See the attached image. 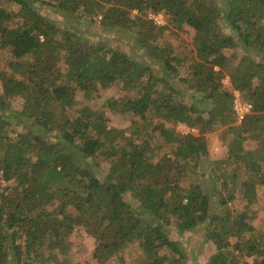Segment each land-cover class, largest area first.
Here are the masks:
<instances>
[{
  "label": "trees",
  "instance_id": "obj_1",
  "mask_svg": "<svg viewBox=\"0 0 264 264\" xmlns=\"http://www.w3.org/2000/svg\"><path fill=\"white\" fill-rule=\"evenodd\" d=\"M6 1L24 5L28 15L10 24L15 16L0 1V49L10 47L7 62L12 68L11 73L0 72V110L11 98L23 102L19 111L0 112V176L14 182L13 189L8 185L0 191V264H25V257L53 264H104L133 241L139 253L134 264H185V250L168 233L169 225L179 234L201 231L211 241L214 250L206 264H264V232L258 231L256 241L241 242L254 225L227 205L223 193L238 173L215 174L214 188L206 190L198 182L183 181L185 165L198 164L208 153L205 133L236 126L226 160L246 169L240 185L247 205L264 185V155L248 160L241 135L250 136L249 125L264 121V0H39L65 20L71 19L68 12L90 21L100 16L104 29L127 26L147 56L173 70L172 47L154 43L162 28L147 14L164 12L175 26L192 27L188 104L174 100L172 89L169 94L155 89L158 77L139 56L91 43L78 30L58 26L35 9L37 0ZM133 8L139 13L127 24ZM225 48L243 53L227 64ZM115 81L136 90L133 98L104 102L116 113L138 116L128 127L108 126L101 109L76 107L78 90L93 98L97 85L106 88ZM236 94L252 103L240 124L233 109ZM150 111L165 121L185 123L197 134L177 133L162 123L149 125ZM12 113L22 128L15 140L5 132ZM155 134L173 148L153 161ZM100 155L109 161L107 168L100 167ZM233 192L228 190L229 198ZM217 205L226 206L211 210ZM79 225L95 238L94 261L81 262L68 253L64 235ZM165 248L169 254L160 253Z\"/></svg>",
  "mask_w": 264,
  "mask_h": 264
},
{
  "label": "rangeland",
  "instance_id": "obj_2",
  "mask_svg": "<svg viewBox=\"0 0 264 264\" xmlns=\"http://www.w3.org/2000/svg\"><path fill=\"white\" fill-rule=\"evenodd\" d=\"M0 1L1 5L7 11H12V16H15L10 20V24H13V22L16 21L17 17L19 22L22 20L21 16L24 17L28 15L24 5L21 6L19 3L18 5L17 3L12 1ZM34 7L42 15L46 14L51 20L56 21V24L58 26H61L62 28H72L74 31L78 30V32H76L81 35L82 38L86 41H89L91 43L100 42L106 47L123 49L125 52L130 54V56H139L143 61L149 63L152 68V74L158 77L155 80V89L161 91L163 94H169L172 89L173 92H171V95H173L174 100L183 101L187 104L191 102V99L188 96V94L191 93V90H188L186 85L187 80H189L191 76L189 56L194 54V30L189 25L183 24L180 26H175L167 19V16L166 14H164V12H158L159 14H161L163 21L162 23L157 24L152 19H150L147 14V18L151 20L153 24L159 25L162 28V36H158L156 39H154V43H157V45L159 43H163L165 45L169 44L172 47L171 55L173 59L170 60V64L174 67L173 70L167 68L163 60H155L151 58V56H147V53L145 52L143 46H140L136 40V32H130L127 26L104 29V27H102L98 22L100 16H98L93 21H90L89 19H81L79 16L72 17L68 15V12L65 13V15H67V17H71V19L67 18L65 20L62 13L53 12L52 6L41 4L39 0L36 1ZM136 13H139L137 12L136 8L130 9L127 18V24L130 23V20L134 17V15H136ZM222 26V30L224 32H229L223 23ZM224 51L228 59L227 64L236 63L243 53L240 48H225ZM7 52L10 53V47L5 48L4 50L0 49V72L4 71L6 73H11L12 68L8 65L7 62V59L11 58V56L8 55ZM59 67L62 70L64 69L63 66ZM161 77H163V79H161ZM184 80H186V82ZM191 82H193V80H191ZM222 82L225 86L229 85V79L227 75L223 77ZM1 90L0 78V93H2ZM182 91H184V93H182ZM95 94L96 95L93 98H85L83 97V93L78 90L76 94V107L86 105L89 109L103 110L105 112V116L108 117V126L112 127H128L133 124L134 120H138V116L134 114L116 113L104 104L105 100L108 98H133V96L136 95V90L134 88L129 90L125 89L122 87L120 81H115L113 84L106 88H101L99 85H97V92ZM235 96H238L242 100L247 99L244 94H236ZM22 107V101L11 98L9 100V106L3 109L5 111V114H11V111H19ZM3 109H1L0 112ZM57 113H60L58 109ZM68 113H71V111H68ZM14 115L15 114L12 113V116L8 118L9 125L5 126V132L7 133L9 140H15L17 138L16 134L22 131V128L15 124V119L13 118ZM146 118L151 121L149 125H152L153 123H162L166 127L173 128L177 133L186 134L181 132V125L185 123L165 121L163 118L156 117L153 114V111L147 112ZM262 123L264 124V121L261 119L260 122H254L249 125L251 132L249 133L250 136L248 137L245 135L243 136L244 132L241 133L243 139L242 144L245 150L249 151L250 153V155L247 157L248 160L250 158L253 160L259 159V156L264 155V129L261 128ZM186 126L189 127L188 125ZM144 131L145 129L142 132ZM237 131L238 129L236 126L233 129L222 126L214 128L213 130H211V132L205 133L208 153L199 161L198 164L197 162L192 161L185 165V169L183 170L185 173L183 181H185V183L187 184L198 182L201 188L203 190H206L211 188V186H213L214 188L215 174L221 173L224 174L225 177H227L230 176V174H232L234 171L238 173V178L236 181L231 183V181L228 180V183L230 184H227V187L223 190V193L224 196L228 197L227 205L232 207L235 213L243 214L245 216V219L249 223H252L254 225L255 233L253 235H250L254 231L245 232L244 235H242L241 242H244V240L248 239L256 241L258 240V231L264 232V185L258 186V192L256 193L255 200L251 204L247 205L245 200L243 199L241 192L242 189L240 185L241 180L247 176L246 169L244 166L237 167L233 159L226 160L228 156V144L234 136L233 133ZM196 132V130L193 131L194 134H197ZM252 134H254L255 139L254 137H252ZM152 143L153 147H155L153 155H151L153 161H156L164 154H169L171 149L173 148L172 144L162 143L161 138L158 134L154 135ZM1 147H3V145H1L0 148ZM97 160L101 168H107L109 166V161L105 158V156L100 155ZM183 162L184 161L181 160V163ZM8 185L10 190L13 189V180L6 182L3 181L0 176V191L5 188L7 190ZM217 187H219L218 184ZM19 189L17 190L19 191ZM231 189L234 191L233 198H229L230 193H228V190ZM213 200L214 202L216 201V199ZM56 204L57 201L55 202V204L51 205V208H53ZM225 206H213L211 210L220 212L224 209ZM88 219H90V217H88ZM168 230V233L170 234L171 232V235L174 238L178 239L180 245L185 250L186 256L182 263L185 262V264H206L208 256L214 250V246L211 241L205 239L204 235L201 234V231L193 230L179 234L178 231H176V229L173 227V225H169ZM235 239L236 238H231V242H233ZM63 240L65 245L68 246L67 249L69 255L73 259L81 262L87 260L94 261V259L92 258V252L95 249L96 241L95 238L86 231V228L83 225L74 227L72 231L64 235ZM137 249L138 243L136 241L130 242L121 251V256L119 254L114 255L115 257L112 256L108 258V260L104 264H134L137 262L139 255ZM160 253L169 254V250L165 248L162 249ZM46 255H48L47 252H45V256ZM130 255L134 257L133 260H131ZM58 256L61 257L60 253ZM35 259L36 258L34 257H25V264H53L51 260L38 261ZM247 260H250V258H247ZM138 264H144V262H139Z\"/></svg>",
  "mask_w": 264,
  "mask_h": 264
},
{
  "label": "built area",
  "instance_id": "obj_3",
  "mask_svg": "<svg viewBox=\"0 0 264 264\" xmlns=\"http://www.w3.org/2000/svg\"><path fill=\"white\" fill-rule=\"evenodd\" d=\"M148 16L157 24H160L163 21V18L159 13L149 12ZM233 109L236 115V123H241L244 120L245 116L251 112L252 103L247 100H242L238 96H236L233 100ZM181 127H182V131H181L182 133H188L194 131L193 128L187 127L185 124H182Z\"/></svg>",
  "mask_w": 264,
  "mask_h": 264
}]
</instances>
